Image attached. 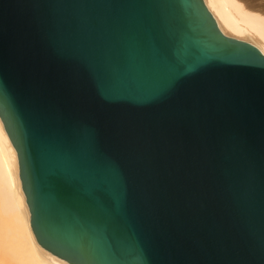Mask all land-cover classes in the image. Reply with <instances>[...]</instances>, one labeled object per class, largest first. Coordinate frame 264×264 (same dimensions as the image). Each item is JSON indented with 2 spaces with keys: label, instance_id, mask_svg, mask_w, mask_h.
<instances>
[{
  "label": "water",
  "instance_id": "obj_1",
  "mask_svg": "<svg viewBox=\"0 0 264 264\" xmlns=\"http://www.w3.org/2000/svg\"><path fill=\"white\" fill-rule=\"evenodd\" d=\"M0 116L69 263L264 264V54L204 0H0Z\"/></svg>",
  "mask_w": 264,
  "mask_h": 264
},
{
  "label": "bare ground",
  "instance_id": "obj_2",
  "mask_svg": "<svg viewBox=\"0 0 264 264\" xmlns=\"http://www.w3.org/2000/svg\"><path fill=\"white\" fill-rule=\"evenodd\" d=\"M220 30L264 54V0H204ZM18 152L0 116V264H71L42 247L31 228Z\"/></svg>",
  "mask_w": 264,
  "mask_h": 264
}]
</instances>
